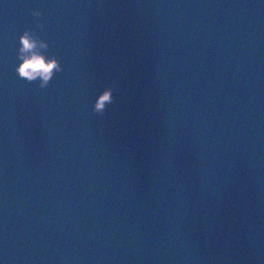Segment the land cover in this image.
<instances>
[{
    "label": "water",
    "instance_id": "95a60500",
    "mask_svg": "<svg viewBox=\"0 0 264 264\" xmlns=\"http://www.w3.org/2000/svg\"><path fill=\"white\" fill-rule=\"evenodd\" d=\"M0 264H264V0H0Z\"/></svg>",
    "mask_w": 264,
    "mask_h": 264
},
{
    "label": "clouds",
    "instance_id": "9594fccd",
    "mask_svg": "<svg viewBox=\"0 0 264 264\" xmlns=\"http://www.w3.org/2000/svg\"><path fill=\"white\" fill-rule=\"evenodd\" d=\"M31 15L43 17L44 14L40 10H33ZM36 27L43 29L44 25L38 21ZM19 44L17 58L22 62L15 68L16 73L28 83L39 80V87L42 89L47 88L56 73L63 71L61 62L55 56L49 57L46 54L49 50V44L41 39L39 34L32 28L24 31L19 38ZM116 87V82H113L111 86L105 88L98 95L93 107L94 114L100 116L105 114L108 105L114 102Z\"/></svg>",
    "mask_w": 264,
    "mask_h": 264
}]
</instances>
